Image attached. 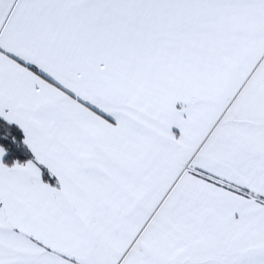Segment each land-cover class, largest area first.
<instances>
[{"label":"snow or ice","instance_id":"1","mask_svg":"<svg viewBox=\"0 0 264 264\" xmlns=\"http://www.w3.org/2000/svg\"><path fill=\"white\" fill-rule=\"evenodd\" d=\"M0 264H264V0H0Z\"/></svg>","mask_w":264,"mask_h":264}]
</instances>
